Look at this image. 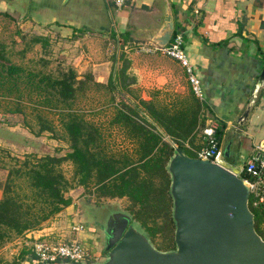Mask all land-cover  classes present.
Segmentation results:
<instances>
[{
	"label": "crops",
	"instance_id": "crops-1",
	"mask_svg": "<svg viewBox=\"0 0 264 264\" xmlns=\"http://www.w3.org/2000/svg\"><path fill=\"white\" fill-rule=\"evenodd\" d=\"M48 1L30 0L25 15L20 17L16 10V0H0V20L3 18L7 27H12L15 31L16 24L28 18L32 4H48L45 3ZM53 1L56 6L50 5V8L31 16V20L28 19L33 30L26 31L43 37L46 42L47 38H54L56 41L61 39L71 46L80 42L89 44L92 40H98L100 34L104 37L115 35L118 42L121 41L122 48L128 43H139L140 52L144 51L142 47L156 45L146 35L151 31H158L165 5L164 0H125L120 8L114 5L113 0ZM169 2L174 32L180 31L183 34L184 51L201 81L203 98L200 100L192 92L180 61L154 51L148 52L151 53L148 56L152 61L151 65L141 64L125 69V74L133 77L134 82L124 89L130 91L127 88L135 87L139 90V95L135 97V101L124 96V101L138 104L141 107L139 114L149 122L157 120L156 113L153 115L156 110L162 116L171 117L179 112L183 116L190 115L195 108L201 118H206L205 124L215 122L220 126L224 123L221 146L228 133L226 141L232 139L231 153L238 154L239 158V154L245 151L251 158L257 146L264 141V136L260 140L256 138V135L261 136V133L256 132L257 127L261 129L264 125V88L251 111L249 122L241 132L235 121L243 111L264 66V0ZM58 6L67 8L66 13L63 9L59 11ZM80 26L85 27L82 29L83 34L75 37ZM15 39L18 37L15 36ZM63 52L70 54L67 50ZM96 68L102 70L98 66L93 67V70ZM108 75L109 73L106 74ZM96 80L102 82L103 79ZM142 100L144 103H141ZM148 105L152 107V112L145 109ZM196 136L201 137L199 144L184 141V145L192 152L204 143L201 130L195 134L194 141L198 139ZM164 139L169 140L170 137L165 135ZM226 161L236 172L244 165L232 163V159Z\"/></svg>",
	"mask_w": 264,
	"mask_h": 264
},
{
	"label": "rangeland",
	"instance_id": "rangeland-1",
	"mask_svg": "<svg viewBox=\"0 0 264 264\" xmlns=\"http://www.w3.org/2000/svg\"><path fill=\"white\" fill-rule=\"evenodd\" d=\"M69 1L72 2L73 0ZM45 3L48 4H32L28 18L23 22L21 21V24L18 22L15 31L12 27H7L6 22L1 18L0 55H2V58H0V61L6 64L19 65L24 71L41 74L50 73L53 76L60 75L69 68H73L77 72V79L84 82L77 84L76 97L70 101V106H67L56 101L50 104L51 102L47 101L44 94L33 91L32 86L27 85L25 76L17 86L12 79H4L3 86H0V197L9 168L15 163L16 165L19 163L15 158L23 159L27 153H33L37 156L53 154L62 157L69 150L66 133L61 124L62 113L67 109L76 111L100 129L103 137V147L108 153H132L134 147L133 140L128 137L125 130L118 123H112V119L117 105L125 100L124 96L135 101V97L139 95V90L135 87L127 88L130 91L122 88L119 93L110 89L107 83L110 74L114 75L119 70L118 68L123 65L124 59L130 61L128 68H134L141 64L151 65L152 61L148 58L151 53L138 51L140 50L139 43H128L126 47L121 49L122 43L118 42L115 35L104 37L100 34L96 41L92 40L89 44L80 42L82 44L78 43L72 46L69 42L61 41V39L56 41L54 38H47V42L43 43L34 42L35 34L26 31L33 30L28 22H31V16L34 17L42 10L50 8V5H55L53 0ZM57 9L59 11L63 9L65 12L67 8L58 6ZM80 27L78 35L74 34L75 37L79 34L82 36V29L85 27ZM15 36L18 37L17 40ZM102 38L104 40H100ZM79 45L82 46L79 47ZM65 50L69 51L70 54L63 52ZM157 53L166 55L161 51ZM167 56H165L166 59H169ZM96 66L101 67L102 70L99 71L100 68H96L94 71L93 67ZM23 73L25 75V72ZM107 73H109L108 76H106ZM98 78L103 79L102 82L96 80ZM131 78L130 75L125 76V80ZM259 123L262 122L259 121ZM41 129L42 131L37 134ZM256 132L257 134L261 133V136L256 135L257 140H260V137L264 136V125L261 129L257 127ZM198 133H200V130ZM196 137L198 139L194 141L195 145L201 141L200 136ZM191 154L195 155V152ZM239 155L238 163L241 166L245 164L249 156L246 155L245 151ZM61 167L66 177L70 179L73 174L71 162L65 160L62 162ZM14 182L20 185V187H16V193L21 196L28 193L22 179H15ZM66 195L70 196L72 201L68 208L62 209V211L44 221L38 229L25 231L20 235H13L0 245V261L2 263L36 264L33 252L30 249L38 241L49 243L78 241L88 251L96 252L99 259L104 257L101 240L91 232L90 225L92 223L87 215L86 207L110 202L118 204L122 209H128L130 208L129 199L126 197H97L94 187L91 189L82 186L71 188ZM134 209H137V207ZM161 214L160 216H162ZM79 221L83 224L84 229H73L74 224L79 223ZM147 223L148 225H154L151 220H148ZM160 224L161 218H159L156 225ZM259 229L264 232V219ZM173 230L174 227L172 231L164 230V232L160 230L154 234L152 239L154 245L161 250L172 248ZM23 251L26 253L23 258H20Z\"/></svg>",
	"mask_w": 264,
	"mask_h": 264
},
{
	"label": "trees",
	"instance_id": "trees-1",
	"mask_svg": "<svg viewBox=\"0 0 264 264\" xmlns=\"http://www.w3.org/2000/svg\"><path fill=\"white\" fill-rule=\"evenodd\" d=\"M33 41L43 43L45 39L35 36ZM129 62V59H124L114 78L110 74L107 83L110 89L120 93L122 88L134 82L133 77L125 80V76H128L125 69ZM23 76L27 85L32 86L33 91L44 94L50 104L56 101L67 106L76 97L77 84L84 82L77 79V72L73 68L53 76L50 73L24 71L19 65L0 61V86H3L5 78L12 79L17 86ZM145 109L152 112L150 105L145 106ZM115 110L112 123H118L133 140L132 153L114 154L105 151L100 129L76 111L67 109L62 113L61 124L69 150L62 157L27 153L23 159L15 158L19 163L9 168L0 197V245L13 235L38 229L44 221L69 206L72 201L66 193L75 186L94 187L97 197L128 198L135 219L140 221L151 240L160 230L172 231L169 176L165 164L173 151V144L188 155L196 156L191 154L192 151L184 145V141L189 140L194 144V136L205 126L206 118H201L195 108L190 115L183 116L179 112L171 117L162 116L156 110L153 115L156 113L157 120L149 122L139 114L141 107L138 104L125 101L118 104ZM224 128V123L217 127L219 141ZM165 135L170 139H164ZM65 160L73 166L70 179L61 167ZM15 179H22L27 194L21 196L16 193V187L20 185L14 182ZM248 205L254 214L255 230L264 239V232L259 229L264 219V202L253 206L249 199ZM159 218L161 224L156 225ZM148 220L154 225H148ZM171 244L174 245L173 240ZM25 253L23 251L20 258ZM0 264L6 263L0 261Z\"/></svg>",
	"mask_w": 264,
	"mask_h": 264
},
{
	"label": "water",
	"instance_id": "water-1",
	"mask_svg": "<svg viewBox=\"0 0 264 264\" xmlns=\"http://www.w3.org/2000/svg\"><path fill=\"white\" fill-rule=\"evenodd\" d=\"M164 1L161 26L146 35L161 47L170 42L174 33L171 3ZM29 2L16 0L20 17L25 15ZM263 88L264 66L235 121L240 132L249 122ZM227 138L228 133L221 146L222 161L218 163L190 156L173 144L165 164L174 227L172 248H157L140 222L127 211H117L102 215L100 221L105 252L102 259L54 264H264V239L254 227L249 188L226 161L238 162V154L231 153L232 139L227 142Z\"/></svg>",
	"mask_w": 264,
	"mask_h": 264
},
{
	"label": "built area",
	"instance_id": "built-area-1",
	"mask_svg": "<svg viewBox=\"0 0 264 264\" xmlns=\"http://www.w3.org/2000/svg\"><path fill=\"white\" fill-rule=\"evenodd\" d=\"M114 5L118 8L122 7L125 0H113ZM146 52L161 51L172 57L182 64L185 68L187 79L192 92L199 99L203 98L201 81L196 74L194 68L189 63L184 51V38L180 31L174 32L170 42L166 46L154 45L152 47H142ZM217 127L215 122H208L202 128L204 139L203 145L195 151L196 156L202 159H209L212 162L222 161V148L217 137ZM238 176L241 177L249 188V199L253 206H258L264 202V144H259L245 164L241 167ZM248 199V201H249ZM76 230L84 229L82 223L74 224L72 227ZM33 256L36 264H54L61 259L74 262H90L99 260L96 252L88 251L78 241L49 243L46 241H38L32 247Z\"/></svg>",
	"mask_w": 264,
	"mask_h": 264
},
{
	"label": "flooded vegetation",
	"instance_id": "flooded-vegetation-1",
	"mask_svg": "<svg viewBox=\"0 0 264 264\" xmlns=\"http://www.w3.org/2000/svg\"><path fill=\"white\" fill-rule=\"evenodd\" d=\"M86 211L88 212L87 215L90 217L91 219V232L94 233L97 238L100 240V228H101V224L100 221L102 219V215H107V214H111L113 212H117V211H127L131 214L132 219H135L134 217V213L132 212V210L130 208H120L118 206V204L116 203H100V204H96L95 206L91 207V206H87L86 207ZM136 220V219H135ZM98 231V232H96ZM103 249V247H102ZM103 252V250H102ZM103 254H105V252H103Z\"/></svg>",
	"mask_w": 264,
	"mask_h": 264
}]
</instances>
